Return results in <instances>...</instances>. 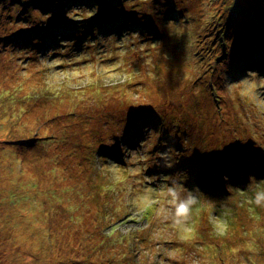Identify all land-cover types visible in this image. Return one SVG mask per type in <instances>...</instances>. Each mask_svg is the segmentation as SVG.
I'll return each instance as SVG.
<instances>
[{
    "label": "rangeland",
    "instance_id": "374dc122",
    "mask_svg": "<svg viewBox=\"0 0 264 264\" xmlns=\"http://www.w3.org/2000/svg\"><path fill=\"white\" fill-rule=\"evenodd\" d=\"M32 1L0 0V36L16 33L0 41V264H264V75L236 53L252 25L226 33L235 0H127L130 25L150 31L86 29L79 44L73 19L98 12ZM237 144L231 162L262 175L222 169L203 189L197 157L219 163ZM84 241L95 259L81 261Z\"/></svg>",
    "mask_w": 264,
    "mask_h": 264
},
{
    "label": "trees",
    "instance_id": "16d2710c",
    "mask_svg": "<svg viewBox=\"0 0 264 264\" xmlns=\"http://www.w3.org/2000/svg\"><path fill=\"white\" fill-rule=\"evenodd\" d=\"M126 1L127 0H72L70 2L67 1L73 7L79 6L81 7V9H84L87 11L98 12L97 14L93 15L91 18H87L86 21L82 20L78 22L76 18L73 19V23L70 25L72 29L83 27V30H82L83 33L81 34L79 39H76L74 41V43L76 44L82 43L83 38L86 35V29H89V28L94 29V31H91L89 29L90 31L88 32V33H93L94 37H96L95 36L96 33H99L100 35L99 38H104V37L109 36L110 38H114L116 40L119 38V32L117 31L118 23H123L125 25L124 28L121 27V31H120L123 34L126 30L128 34L136 33L142 36L145 34L146 31H150V29L145 27V26H148L147 21H144L146 22L145 24L143 22V25L145 26L143 25L135 26L136 24H133L132 26L130 25L131 18L127 14V10H124L121 7L122 2H126ZM133 1L135 2V4H137L136 3L137 0H133ZM32 5L37 6V10L39 12L51 10L52 7H55V5L51 3L48 4V1L46 0H33ZM263 14H264V0H253L252 2L248 0H235V2L232 5L231 15H229L226 20V33L228 32L229 29H232V30L240 29L242 26L248 23L252 25L250 31H249L250 27H247L249 34H247L246 29H244L245 34H243L241 38L239 39L241 43L239 44V47L236 51L238 56H241V58L244 60L245 67L247 68L248 64L250 66V68L244 70V73L246 74L247 72H251L252 70L258 71L260 69L262 71L264 68V27H263L264 17H262ZM76 16L80 17L79 14H76ZM17 17L19 18L24 17L23 22H27V18H25L26 17L25 11H22L21 13H19ZM53 18L54 16L51 15V17H49L48 19L46 20L41 19L40 21L43 25H52L50 21ZM102 19H104L106 22H101ZM86 24H88V26H86ZM237 25L239 26V28L237 27ZM261 26L263 27V30L259 32ZM35 27L31 26L30 28L33 29ZM259 33H260V36H259ZM15 34L16 33H13V32H7L4 34H1L0 41L2 42L4 40H7L10 35L13 36ZM51 34H53V32ZM158 35L159 36L161 35L159 31H158ZM123 38L124 36L122 37V39ZM153 39L154 38H150V40L154 41ZM225 40H226V34H225ZM54 48H58L57 45H54ZM234 54H235V50H234ZM238 70L239 68L237 67L234 70H232L230 73L234 74ZM141 116L144 122H146L148 118L145 115H141ZM139 134L135 135L136 141L138 140ZM130 139H132V137H129V140ZM237 150H240L239 144L235 145V150L232 156H229L226 152H224L225 158L223 159L222 154H220L219 163H218V159L216 160L210 159L208 162L203 164L199 162L198 157H197L198 162H197L196 172L192 171L190 173L193 174L194 177L198 175L206 176L208 179L206 182H203L202 187H207L205 188L207 190H209L208 186H206L208 185V181H210L211 183H214L217 178L216 173L222 169L234 167L233 168L234 175L232 177L233 182H237L241 180L243 177H248L255 173L261 176L262 171H260L261 170L260 168L263 166L262 163L255 165L253 163H250L251 161L245 158L241 160V165L236 167L235 164L237 161L231 162V157L235 158V156L239 154ZM185 160L182 159L181 157L176 158L174 162L175 168L179 167V165L181 164H184L188 167V165L191 164V162L189 161L190 159L188 160V158L186 157ZM114 164L116 166H120L121 164L122 166L124 165L122 159L121 160L118 159V161ZM146 173H147V169H146ZM146 173L144 176H147L150 179L154 178L155 176L153 175L152 177H150Z\"/></svg>",
    "mask_w": 264,
    "mask_h": 264
},
{
    "label": "bare ground",
    "instance_id": "6f19581e",
    "mask_svg": "<svg viewBox=\"0 0 264 264\" xmlns=\"http://www.w3.org/2000/svg\"><path fill=\"white\" fill-rule=\"evenodd\" d=\"M248 1H253V0H248ZM164 17H166V18H168V20H169V22L168 23H170L171 25H172V28L174 27L175 29H176V27L178 26V24H179V22H180V24H181V15L179 14H175L174 13V10L172 9V7L171 6H169V9H168V11L167 12H165V15H164ZM262 17H264V14L262 15ZM162 22L163 21H165V19H163V18H161L160 19ZM121 27L122 28H124L125 27V25L123 24V23H118V25H117V31L119 32V38L118 39H116L117 41H120V42H122V37L124 36V38H126V37H128V32L125 30V32H124V34L122 33V32H120L121 31ZM90 29V28H89ZM91 31H94V29H90ZM164 31V28H163V26H161V31ZM263 30V27L261 26V28H260V30H259V32H261ZM95 36H96V38H99V33H96L95 34ZM179 36H181V35H179ZM259 36H260V33H259ZM114 37V36H113ZM196 38H197V35H196ZM122 39V40H121ZM235 41V40H234ZM257 73L259 74V75H264V68H263V70L261 71L260 69L257 71ZM115 162H117V161H115ZM233 168L234 167H230V168H227V169H224L223 171H224V173H225V177L226 176H229L230 175V177H233V175H234V171H233ZM206 174H207V172H206ZM204 189L205 188H207V187H203ZM228 188V187H227ZM204 192H205V190H204ZM215 195H217V193L215 194ZM219 196H222L223 195V192H222V190H221V192L218 194ZM117 238L119 239L120 238V235H118L117 236ZM87 242V241H86ZM85 241L82 243V245H81V250H80V258H81V261H83V262H85V257H88V258H90V259H95V257H96V255H95V250L96 249H92V246H90L89 244H86L85 245V243H86ZM133 246V244L131 243L130 244V247H132ZM86 247H87V249H86ZM201 264H203L202 262H201Z\"/></svg>",
    "mask_w": 264,
    "mask_h": 264
},
{
    "label": "clouds",
    "instance_id": "9594fccd",
    "mask_svg": "<svg viewBox=\"0 0 264 264\" xmlns=\"http://www.w3.org/2000/svg\"><path fill=\"white\" fill-rule=\"evenodd\" d=\"M193 203H195V201L192 200L191 198H189V200L186 202L179 203L175 209V216L177 218L186 219L189 213V206ZM254 203L257 205H261L262 203H264V192H258L256 194ZM179 222H180V219L177 220V223Z\"/></svg>",
    "mask_w": 264,
    "mask_h": 264
}]
</instances>
